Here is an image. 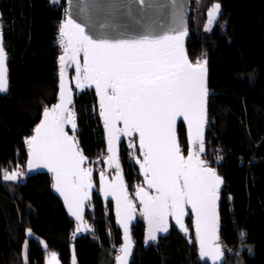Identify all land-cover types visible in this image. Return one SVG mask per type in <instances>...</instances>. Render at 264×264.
I'll return each mask as SVG.
<instances>
[{
	"label": "trees",
	"instance_id": "16d2710c",
	"mask_svg": "<svg viewBox=\"0 0 264 264\" xmlns=\"http://www.w3.org/2000/svg\"><path fill=\"white\" fill-rule=\"evenodd\" d=\"M60 1L56 5L50 0L1 3L10 89L0 93V264H46L48 250L57 253L61 264H101L104 249L122 244L113 203H104L98 193L85 215L92 230L73 238L77 223L54 193L50 174L23 173L16 183L3 179L7 169L27 163V139L43 110L58 100V58L63 50L58 34L66 6V0ZM215 2L222 6L219 22L200 34L190 25L187 43L191 60L203 55L208 65L206 156L223 180L224 245L237 248L243 264H264V0ZM73 106L78 124L73 134L86 158L97 157L106 143L94 91L86 88L76 95ZM178 133L187 152L183 122ZM124 143L121 161L133 188L141 176ZM187 222L192 227L191 217ZM29 228L35 236L29 237ZM133 238L136 250L131 264H210L201 260L197 243L175 225L146 246L145 223L139 219ZM27 239L29 260L25 262L22 252Z\"/></svg>",
	"mask_w": 264,
	"mask_h": 264
},
{
	"label": "snow or ice",
	"instance_id": "6c2138e0",
	"mask_svg": "<svg viewBox=\"0 0 264 264\" xmlns=\"http://www.w3.org/2000/svg\"><path fill=\"white\" fill-rule=\"evenodd\" d=\"M138 2L143 4L144 0ZM219 10L218 3L208 10V25L213 24ZM173 32L126 39H94L69 18L59 29V43L64 48V55L59 58L61 76L66 59L72 60L76 63L77 85L83 86L77 59L83 52V80L90 82L88 86H95L100 98V115L109 132V151H113L112 141L118 140L120 133L139 134L140 147L144 151L142 168L146 176L151 173L147 182L158 193L153 197L144 189L137 192L138 196L144 193L143 203L150 225L148 238L155 240L156 231H168L166 217L169 214H173L184 228L180 217L184 215V205L190 204L196 215L201 257L222 260L221 247L214 241L218 239L216 206L223 181L198 154L204 151L203 124L208 94L206 61H189L183 47L186 31L173 29ZM6 61L7 53L0 36V91L8 88ZM70 103L62 83L61 102L45 110L36 135L27 141L32 161L36 162L34 165L30 161L29 168L43 162L54 173V187L62 192L65 189L72 192V199L65 195V200L71 214L81 220L82 204L88 198L85 189L91 187V171L81 167L86 157L78 150L74 136L64 131L65 123L71 124L73 131L76 128L74 113L67 107ZM65 113H68L67 117ZM178 117L188 122L190 144L198 147V152L190 151L187 157L183 155L175 133ZM118 122L124 127L117 128ZM108 159L115 160V154ZM116 166L119 167L118 163ZM18 175L23 173L6 172L3 179L14 181ZM111 188L113 193L123 191L120 185L113 184ZM133 210L124 193L123 212L129 219ZM81 230L82 227L78 226L77 232ZM127 231L125 223L126 243L120 250L123 256L117 257L123 264H127L131 247ZM245 235L240 233L241 238ZM52 256L54 258L55 253Z\"/></svg>",
	"mask_w": 264,
	"mask_h": 264
},
{
	"label": "water",
	"instance_id": "95a60500",
	"mask_svg": "<svg viewBox=\"0 0 264 264\" xmlns=\"http://www.w3.org/2000/svg\"><path fill=\"white\" fill-rule=\"evenodd\" d=\"M60 0H50L51 5H56ZM1 3L0 0V36H2V44L4 47L5 52L7 53V69H8V88L7 91H0L1 94H7L10 89V80H9V54L5 46V39H4V30H3V23H2V12H1ZM67 9L65 11L64 18L61 21L60 27L65 23V21L69 18L74 20L77 24H80L84 29L85 33L92 36L94 39L107 37L110 39H126V38H135L142 35H150V36H158L165 33L174 34L173 29L177 31H186V35L183 37V47L185 49L187 58L192 63L191 57L188 52V39L190 36V14H191V0H144L143 4H140L138 0H66ZM220 5L219 15L215 17V20L212 25H208V11H207V22L206 28L214 27L222 17V6ZM212 5V6H213ZM211 6V7H212ZM210 7V8H211ZM209 8V9H210ZM208 9V10H209ZM59 35V34H58ZM60 38V36H59ZM64 55V48L62 52L59 54L60 56ZM58 58V65H59V94L58 100L55 105L61 102V84L63 83L64 90L67 97H70L71 103L67 104V107L74 113V123L76 124L75 131L72 130L71 124L65 123L64 124V131L67 132L69 136H74L75 140L78 141L76 136L73 134L78 130L77 124V116L75 113V109L73 106L75 96L80 95L86 88H89L94 91L95 96L97 98L98 104V116L101 120L102 128L104 131V138L106 143V157L104 158V169L100 170L98 173V179L95 180L93 177L90 163V158H86L82 163L81 167L84 169H89L91 171L90 176V184L91 187L85 189L87 191L88 198L83 201L82 208H81V220H77L75 216L71 214L69 211L68 202L65 200V195L69 197V200L72 199V192L65 189L63 192L57 190L54 187L55 179L54 173L50 171L48 167L44 166V163H39L38 166H33L29 168V162L32 161V156L30 154V150L28 152V159L26 163V174H37V173H47L52 176L53 185L52 189L54 193L58 196V198L62 201L64 207L66 208L68 214L75 220L78 226L82 227V232L87 231V226H89V220H86L85 215L87 208L90 209V202L93 201L95 193H98L104 203L111 201L113 203V212L115 216V222L118 228L121 229L122 232V244L119 246V251L117 257L123 256V253L120 251L121 248L124 247L126 240H125V223L127 224V236L130 242V255L127 256V264H131L133 255L136 250V243L133 238V226L136 222L140 219L143 220L145 223V245L149 246L150 244L156 242L161 236H164L172 227L175 225L176 228L182 234H187L189 231L188 225V218H192V225L193 231L196 236V243L199 252V256L202 261L208 262L210 264H223L225 260V247L222 241L221 230H222V222H221V214H220V204H221V191L223 188V183L220 184L218 190L219 199L217 201L216 212L218 215V222H217V237L218 239L214 241V243H218L221 247L223 252L222 260H214L212 257H201L200 255V242L199 236L196 229V215L195 212L192 210L190 204L184 205V215L180 217L181 223L184 225V228L180 227V224L177 223L176 217L173 214H169L166 217L168 231H156L155 240H151L148 238L150 225H149V218L146 214L144 203H143V196L144 193H141L139 196L137 192L140 189H144L149 196H157L158 193L155 188H152L148 184V178H150L151 173L148 176L145 175L144 168L142 165L144 163V151L140 147V140L139 134L133 133V135L129 136L124 133L119 134V139H113L111 147L113 149L112 152L109 151V132L108 129L105 127L104 118L100 115V98L96 92L95 86H88L90 82L83 80V66H84V55L83 52L79 54L77 59L79 60L80 67H81V81L80 84L83 85L82 87L77 85V69L76 63L72 60L66 59L64 64V73L61 76V63L60 59ZM201 62L206 61L205 59L200 60ZM206 87H207V97H206V115H205V122L203 124V143H204V151L198 152V147L193 146L190 144V137H189V129H188V122L185 121L182 117H178L175 123V133L176 137L180 146V149L185 157L188 156L190 151H197L199 154L200 159L206 162V166L215 169L216 174L222 179L218 171L214 166H212V160L208 159L207 154V146H208V124H209V103H210V87H209V71L208 65L206 61ZM55 105L50 108H45L42 112L41 119L38 124L35 126L33 133L31 136L28 137L27 141L36 135V128L41 124L44 120V112L45 110L52 109ZM65 117L68 116V113L64 114ZM183 122L186 126L187 131V144L188 149L187 152L183 151L180 137L178 133L179 124ZM117 128H123L124 125L122 122H118L116 125ZM137 137L138 145L140 149V157H137L135 162L139 169V174L142 176L143 184L136 190L134 193L133 188H129L124 167L121 161V147L122 143L125 140L124 147L128 150V152H134L135 148L132 144L130 138ZM77 148L79 151L82 152V155L85 157L79 141ZM115 154V160H109L110 156ZM34 165H36L35 161H32ZM118 163L119 167L116 166ZM111 170L114 172L111 173ZM24 173V174H25ZM74 179V178H73ZM223 181V180H222ZM120 185L122 186L123 191H116L113 193L111 185ZM126 193L127 199L131 201L134 210L131 212V218L129 219L123 212V194ZM118 198H119V208H118ZM171 212V210H170ZM121 221H124L123 223ZM86 226V230H85ZM154 227V226H153ZM187 229V231H185ZM207 244V241H206ZM115 264H123L122 260H117ZM56 264H61L56 263Z\"/></svg>",
	"mask_w": 264,
	"mask_h": 264
},
{
	"label": "rangeland",
	"instance_id": "374dc122",
	"mask_svg": "<svg viewBox=\"0 0 264 264\" xmlns=\"http://www.w3.org/2000/svg\"><path fill=\"white\" fill-rule=\"evenodd\" d=\"M214 1H216V0H191V12L192 13L190 14V22H191L190 25H192L194 27L193 30H196V32L198 34H200V32L204 31V30L207 31L206 30V22H207L206 11L208 10L210 5ZM66 9H67V3L65 6V11H66ZM202 59H204L203 55H201L199 58H196V60H194L193 62H197L198 60L200 61ZM130 139H131L132 144L135 148V151L129 152V153H130L131 159L135 161L137 157H140V149H139V145H138V139H137V137L130 138ZM106 155H107V153H106V149H105V151L101 152V154H99L97 157L90 158L89 165L91 166L93 177L96 180L98 179V173L100 172V170L104 169V158L106 157ZM24 171L26 172V164L25 165L22 164L20 166L14 167V168H9L5 171V173L6 172L7 173H13V172L25 173ZM21 179H23V176L18 175L16 180H14V181L9 180L7 182L16 183V182H19ZM142 184H143V179L141 176V178H139L133 184L134 193ZM92 208L93 207L90 204V210ZM86 226H87L86 232H90L92 230L91 222L89 221V226L88 225H86ZM77 227H78V225H77ZM192 228H193V225H192V227L189 226V231H188L187 235L189 236L191 242L192 241L196 242V236H195ZM27 233H28L29 237L35 236V234L33 233V231L30 228L27 229ZM81 233H85V232H82V231L77 232V228H76V230L72 234V237L75 238L78 234H81ZM192 234H193V236H192ZM224 247H225V255L227 256L226 260L230 256V257H232V263L231 264H243V260L240 257L241 254L237 253L238 252L237 248H232L233 250L230 251V249L227 246L224 245ZM118 251H119V245H116V244H113L109 249H104V253L101 257V264H115L116 257L118 255ZM231 252H235V254H230ZM53 253H55L54 258L52 256ZM22 257H23V260L25 262H28V260H29V242H28V239L24 243ZM56 263H59V258H58L57 253L53 250H48L47 251L46 264H56ZM75 264H76V262H75Z\"/></svg>",
	"mask_w": 264,
	"mask_h": 264
},
{
	"label": "built area",
	"instance_id": "2783aa9c",
	"mask_svg": "<svg viewBox=\"0 0 264 264\" xmlns=\"http://www.w3.org/2000/svg\"><path fill=\"white\" fill-rule=\"evenodd\" d=\"M99 112V111H98ZM209 128H210V119H209V124H208V127H207V129L209 130ZM230 249V251H232L233 249L232 248H229ZM238 253V252H237ZM230 254H235V252H231ZM229 254V255H230ZM226 258H227V256L225 255V262H223V264H231L232 263V257H230L229 256V258L226 260Z\"/></svg>",
	"mask_w": 264,
	"mask_h": 264
},
{
	"label": "flooded vegetation",
	"instance_id": "af4514ba",
	"mask_svg": "<svg viewBox=\"0 0 264 264\" xmlns=\"http://www.w3.org/2000/svg\"><path fill=\"white\" fill-rule=\"evenodd\" d=\"M125 148V147H124ZM130 154V153H129ZM114 172L113 170H111V173Z\"/></svg>",
	"mask_w": 264,
	"mask_h": 264
}]
</instances>
